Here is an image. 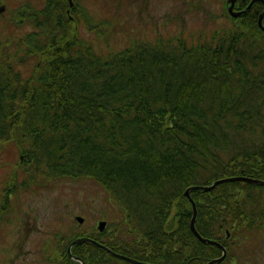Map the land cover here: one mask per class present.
Instances as JSON below:
<instances>
[{
  "label": "trees",
  "instance_id": "1",
  "mask_svg": "<svg viewBox=\"0 0 264 264\" xmlns=\"http://www.w3.org/2000/svg\"><path fill=\"white\" fill-rule=\"evenodd\" d=\"M250 1L237 0L235 8ZM224 2L230 24L213 34L159 36L107 54L80 36L81 22L105 30L78 0L24 1L0 26V165L10 145L25 155L24 172L29 162L48 175L91 177L110 193L117 214L103 231L62 234L52 264H83L73 256L86 264H137L90 241L75 244L72 256L68 246L80 236L159 264L221 256L220 246L192 231L186 189L226 176L264 179V2L237 17ZM25 25L31 29L21 34ZM18 179L8 176L12 185ZM259 188L231 180L191 190L196 227L228 248L225 260L239 237L264 229Z\"/></svg>",
  "mask_w": 264,
  "mask_h": 264
},
{
  "label": "rangeland",
  "instance_id": "2",
  "mask_svg": "<svg viewBox=\"0 0 264 264\" xmlns=\"http://www.w3.org/2000/svg\"><path fill=\"white\" fill-rule=\"evenodd\" d=\"M24 1L38 7L44 2L0 0V7L4 6L0 12V26ZM78 1H81L79 6L83 5L93 23L103 24L105 32H99L97 27L91 30L83 22L79 25L80 36L101 54L138 40L154 41L159 36L183 34L189 39L200 34L208 36L219 27L230 24L224 13V0ZM30 29L29 25H25L18 31L24 34ZM23 70L26 74L32 68L23 67ZM24 161L25 155L9 145L3 157V166L0 165V200L4 194H9L2 200L6 210L0 215V264H52L49 259L57 251L62 234L67 235L71 229H98L99 221L106 219L109 222L116 218L110 193L93 178L48 175L27 167L29 162L24 172L21 169ZM13 172L19 178L14 183L16 185L8 180ZM258 191L264 194V188ZM78 215L84 217L83 222L77 220ZM263 233L264 229H261L246 239L239 237L243 242L232 248L233 259L239 264H257L258 247L260 241H264Z\"/></svg>",
  "mask_w": 264,
  "mask_h": 264
},
{
  "label": "water",
  "instance_id": "3",
  "mask_svg": "<svg viewBox=\"0 0 264 264\" xmlns=\"http://www.w3.org/2000/svg\"><path fill=\"white\" fill-rule=\"evenodd\" d=\"M228 3H229V7H228V10H229V13L232 15V16H240L242 13L248 11L251 6L253 5V3L257 0H251L250 3L248 4V6L242 10H236L235 9V5H236V1L237 0H227ZM264 2V0H261ZM70 5L73 6L74 5V1L73 0H70ZM4 10V6L0 7V11L2 12ZM263 19H264V11L260 13L259 15V20H258V23H259V26L264 29V23H263ZM231 180H247V181H250L252 183H255V184H262L264 185V179H259V178H253V177H250V176H243V175H240V176H226V177H222V178H219L217 180H215L212 184H196V185H192L190 187H188L185 191V195L189 198V200L191 201L192 203V206H193V217L191 219V229L192 231L194 232V234L202 241V242H210V243H214V244H217L218 246H220L222 249H223V253L221 256L219 257H216V258H213L211 259L210 261H208L206 264H214V263H217V262H221L227 255V248L222 245L220 242H218L217 240H214V239H211V238H207V237H204L197 229L196 227V219H197V205H196V202L193 198V196L191 195V190L193 189H203V190H211L213 189L214 187H216L219 183L221 182H224V181H231ZM77 219L79 220V222H83L84 221V217L83 216H80L78 215L77 216ZM107 225V221L106 220H101L99 221V229L100 230H103ZM84 241H91V242H94L96 244H100L102 246H104L105 248H107L109 251L123 257V258H126L134 263H137V264H157V263H152V262H145V261H141V260H138V259H135V258H132L130 256H126V255H123V254H120V253H117V252H114L111 248H109L108 246L98 242L97 240L91 238V237H87V236H83V237H78L76 239H74L68 246V250L71 254V249H72V246L75 245V244H79V243H82ZM78 260H80L83 264H86L83 259H81L80 257H76Z\"/></svg>",
  "mask_w": 264,
  "mask_h": 264
},
{
  "label": "flooded vegetation",
  "instance_id": "4",
  "mask_svg": "<svg viewBox=\"0 0 264 264\" xmlns=\"http://www.w3.org/2000/svg\"><path fill=\"white\" fill-rule=\"evenodd\" d=\"M260 230H258L257 232H259ZM254 232H256V231H254ZM263 235H264V233H263ZM264 239V238H263ZM258 251H259V254H258V256H259V258H258V261H257V264H264V241H260V245H259V247H258ZM190 262V261H189ZM188 262V263H189ZM187 263V264H188ZM159 264V263H158ZM215 264H239L235 259H231L230 261H228V260H223V261H221V262H219V263H215ZM241 264V263H240Z\"/></svg>",
  "mask_w": 264,
  "mask_h": 264
}]
</instances>
